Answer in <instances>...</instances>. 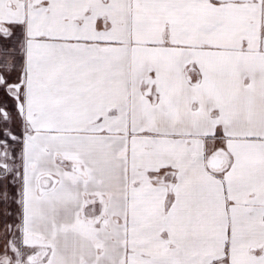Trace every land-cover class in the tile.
<instances>
[{
    "label": "snow or ice",
    "instance_id": "snow-or-ice-1",
    "mask_svg": "<svg viewBox=\"0 0 264 264\" xmlns=\"http://www.w3.org/2000/svg\"><path fill=\"white\" fill-rule=\"evenodd\" d=\"M0 264H264V0H0Z\"/></svg>",
    "mask_w": 264,
    "mask_h": 264
}]
</instances>
